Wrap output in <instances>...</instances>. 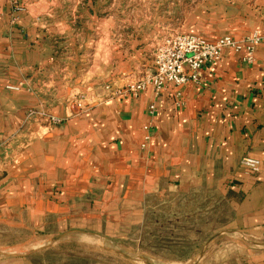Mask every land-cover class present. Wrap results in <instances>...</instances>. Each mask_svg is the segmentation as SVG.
<instances>
[{
    "label": "crops",
    "instance_id": "crops-1",
    "mask_svg": "<svg viewBox=\"0 0 264 264\" xmlns=\"http://www.w3.org/2000/svg\"><path fill=\"white\" fill-rule=\"evenodd\" d=\"M244 56L227 50L204 66L198 83L160 94L149 86L121 95L123 86L113 85L100 95L90 87L89 101L58 97L53 86L42 98L31 88L2 96L0 252L25 254L0 264H36V251L50 250L35 249L36 241L109 235L112 222L142 224L153 205L194 194H216L230 213L217 235L244 243L234 258L224 251L215 262L264 264V45L254 62ZM36 103L60 123L25 128L20 110ZM245 157L259 162L257 172L240 167ZM211 248L167 264L206 262Z\"/></svg>",
    "mask_w": 264,
    "mask_h": 264
},
{
    "label": "rangeland",
    "instance_id": "rangeland-1",
    "mask_svg": "<svg viewBox=\"0 0 264 264\" xmlns=\"http://www.w3.org/2000/svg\"><path fill=\"white\" fill-rule=\"evenodd\" d=\"M259 8L264 0H0V100L30 88L42 98L49 95L44 93L47 86L62 90L56 96L67 94L70 100L89 101L92 86L99 95L102 88L123 86L117 89L122 95L152 72L157 50L177 36L210 43L231 38L242 48L231 51L245 52L243 59L259 39L254 62L256 47L264 45ZM68 86L77 88L68 95ZM43 107L36 103L20 110L25 128L59 124ZM177 198L175 204L153 205L142 224L110 222L109 235L73 232L44 244L36 241L35 249L50 245V250L36 251L35 263L167 264L197 255L209 244V259L196 264H217L224 251L233 258L241 252V239L217 235L230 213L216 194ZM247 245L253 252L260 250ZM19 250L0 252V259L25 254Z\"/></svg>",
    "mask_w": 264,
    "mask_h": 264
},
{
    "label": "built area",
    "instance_id": "built-area-1",
    "mask_svg": "<svg viewBox=\"0 0 264 264\" xmlns=\"http://www.w3.org/2000/svg\"><path fill=\"white\" fill-rule=\"evenodd\" d=\"M254 40H250L252 44ZM260 42L254 41V45L248 48L249 56L244 59L252 62L254 46ZM242 48L231 38H223L215 43L206 42L193 36H177L169 38L166 43L157 50L152 72L143 80L127 86L122 95L139 93L151 86L155 93L160 94L172 87L176 90L189 82L198 83L202 69L208 64L219 61L227 50L240 51ZM155 106H150L153 113ZM50 126H51V122ZM52 123H56L55 121ZM60 120L57 121V124ZM240 167L250 172L259 170V162L251 158H243Z\"/></svg>",
    "mask_w": 264,
    "mask_h": 264
},
{
    "label": "water",
    "instance_id": "water-1",
    "mask_svg": "<svg viewBox=\"0 0 264 264\" xmlns=\"http://www.w3.org/2000/svg\"><path fill=\"white\" fill-rule=\"evenodd\" d=\"M145 262V264H151L150 262H148V261H144Z\"/></svg>",
    "mask_w": 264,
    "mask_h": 264
}]
</instances>
